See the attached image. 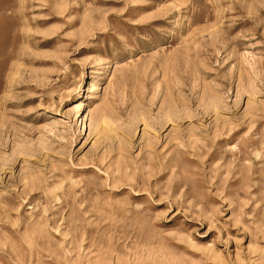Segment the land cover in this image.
Masks as SVG:
<instances>
[{"label": "rangeland", "instance_id": "374dc122", "mask_svg": "<svg viewBox=\"0 0 264 264\" xmlns=\"http://www.w3.org/2000/svg\"><path fill=\"white\" fill-rule=\"evenodd\" d=\"M0 264H264V0H0Z\"/></svg>", "mask_w": 264, "mask_h": 264}, {"label": "bare ground", "instance_id": "6f19581e", "mask_svg": "<svg viewBox=\"0 0 264 264\" xmlns=\"http://www.w3.org/2000/svg\"><path fill=\"white\" fill-rule=\"evenodd\" d=\"M105 121H106V119L105 118H103V122L105 123Z\"/></svg>", "mask_w": 264, "mask_h": 264}]
</instances>
